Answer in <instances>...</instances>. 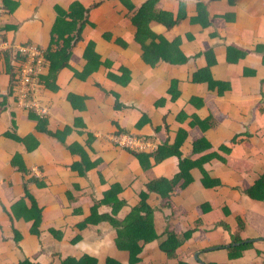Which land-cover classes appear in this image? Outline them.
Returning a JSON list of instances; mask_svg holds the SVG:
<instances>
[{"label": "crops", "instance_id": "crops-1", "mask_svg": "<svg viewBox=\"0 0 264 264\" xmlns=\"http://www.w3.org/2000/svg\"><path fill=\"white\" fill-rule=\"evenodd\" d=\"M131 1L139 7L146 0ZM179 1L186 19L169 30L157 22L150 29L168 41L180 38L188 61L151 66L119 0H4L0 264H78L85 256L95 264L109 258L129 264L111 221L121 222L149 181L171 180L179 165L175 156L157 164L149 158L143 169L112 138L140 137L158 149L162 134L170 146L178 134L185 138L179 150L193 161L203 156L194 153L201 139L230 152L225 162L204 163L205 176L192 169L190 184L177 185L167 200L147 194L151 238L135 241L136 264H264V198L245 192L264 176V0L213 2L207 13L217 16L216 26L204 28L193 24L200 0L158 6L176 14ZM29 44L46 50L35 93L48 107L44 116L18 104L15 50ZM209 49L217 57L210 76L228 86L219 95L205 74L194 80L208 66ZM210 114L213 125L206 123ZM257 216L262 223H251Z\"/></svg>", "mask_w": 264, "mask_h": 264}, {"label": "trees", "instance_id": "trees-1", "mask_svg": "<svg viewBox=\"0 0 264 264\" xmlns=\"http://www.w3.org/2000/svg\"><path fill=\"white\" fill-rule=\"evenodd\" d=\"M128 10L129 15L127 16V19L130 23V25L134 29V35H133V41L135 44L139 46L142 52V59L145 63L153 66L154 63L158 60H162L166 63L170 64H177L182 65L186 64L188 61V58L186 55H184L180 49L181 40L180 38H175L173 41H168L164 36L154 33L150 29V24L157 22L158 24L163 25L167 30L172 28L174 25L178 24L181 20L186 19L188 14L186 12H182L181 8L183 7V2L179 1L177 5V12L176 14H172L170 12H165L161 10V8L158 6V3L160 0H146L145 2L141 3L139 7H135V5L132 3L131 0H119ZM220 0H200L197 9L196 14L194 17V23L192 19L193 24H200L202 28L207 27L208 25L214 24L216 26V20L218 19L217 16L214 19H211L209 14L207 13V5L218 2ZM232 2L231 0H229ZM181 12V13H180ZM7 13H9V10H7ZM65 16L71 17V14H65ZM229 22V20H228ZM5 32V31H4ZM192 38V36H188V39ZM122 42V41H121ZM207 57L208 60V66L199 69L198 72L194 76V80H197V76L199 74H205L207 76L209 82L211 84H216L217 86V94H222L228 86H221L222 83L212 79L210 69L213 65L216 64V53L213 49L206 50L203 54ZM48 58L50 61H52V57L48 55ZM20 59V57H19ZM22 60V58H21ZM230 62L236 61L235 59H232L231 56L228 59ZM22 63V62H20ZM110 76L113 77V74L110 73ZM213 116V115H212ZM211 114L209 116V119H207L206 123L213 125L215 123L214 121H210V117H212ZM219 122V121H218ZM142 122L139 121L137 127L140 128V124ZM137 128V129H138ZM159 131V130H158ZM157 131V132H158ZM179 139L177 140L176 145L170 146L167 144V140L165 137V134H163L159 137L160 145L158 149H156L153 152L144 153V152H138L129 150V152L136 157L142 164L143 169L149 168V158H152L154 161V164H157L161 162L162 160L175 156L178 159V165H179V171L178 173L171 179L166 180L164 178L162 179H154L149 181L146 184V191L141 192L139 194V202L136 206H132L130 211H128L127 215L124 216L123 220L120 222L119 220H112V224L117 230V239L119 240V244L121 247H126L127 251L129 252V264H136L138 261L136 255L140 252V247L135 243V241L142 239L144 242L150 240V236L148 234V231L151 228V212L152 209L145 204L144 199L150 192H157L164 200H167L166 198L170 193H173L174 188L179 185L181 189H185L188 184H190V171L194 169L195 167L202 170V173L204 176L206 175V171L203 169L204 163L212 161L214 158H218L220 160H223L222 162H225L226 155L229 154L230 149L227 147L221 148L220 151H214L213 146L211 144H208L207 141H202V139L195 143L194 153L200 154L202 153V157L199 158L196 161L182 158L183 153L180 152L179 147L180 144H182L183 139H180V135L178 134ZM211 151V152H210ZM147 165H146V164ZM204 181V180H203ZM261 182H264V176L260 177L253 187L246 188L245 192L249 194L251 197H255L257 199L262 200L264 198V188L261 186ZM181 183V184H180ZM216 185L218 184L217 181H215ZM204 184L207 185L205 182ZM178 186V187H179ZM118 190L119 187L115 186L111 188V193L116 192L115 190ZM117 204H120L119 202ZM174 210V209H173ZM249 218V216H248ZM263 220V217L257 216L255 219L250 221L253 224H261ZM240 223V222H239ZM138 229V231L136 230ZM139 230L141 231L142 235H146L147 237L140 236ZM169 239H173V235H169ZM134 242V243H133ZM129 243H132L131 246H128ZM125 244V245H121ZM163 247V246H162ZM244 247V246H243ZM241 247V249H243ZM240 250V249H238ZM173 249L168 250L167 254L169 257L174 256L172 253ZM78 264H95L90 257H86ZM106 264H118L114 261V259H107ZM182 264V263H181Z\"/></svg>", "mask_w": 264, "mask_h": 264}, {"label": "built area", "instance_id": "built-area-1", "mask_svg": "<svg viewBox=\"0 0 264 264\" xmlns=\"http://www.w3.org/2000/svg\"><path fill=\"white\" fill-rule=\"evenodd\" d=\"M7 9L4 0H0V29ZM0 44L4 45L5 42ZM21 60L19 88H18V104L21 107L34 109L38 114L44 116L48 113V107L41 105L39 98L35 95L37 88L41 83V73L46 69L48 64L46 58V50L32 44L17 47L16 50ZM112 140L122 148H126L138 152H152L157 148V144L147 141L144 138L135 136H114Z\"/></svg>", "mask_w": 264, "mask_h": 264}]
</instances>
